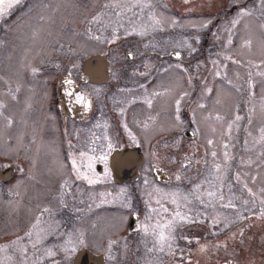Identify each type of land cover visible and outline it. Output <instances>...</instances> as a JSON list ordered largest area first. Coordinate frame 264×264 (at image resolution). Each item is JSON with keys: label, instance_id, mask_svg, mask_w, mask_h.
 <instances>
[{"label": "flooded vegetation", "instance_id": "obj_1", "mask_svg": "<svg viewBox=\"0 0 264 264\" xmlns=\"http://www.w3.org/2000/svg\"><path fill=\"white\" fill-rule=\"evenodd\" d=\"M41 1L53 2V0H19L18 4L0 15V78H2L0 100L7 105L3 110L4 115L10 116L14 121L11 127H7L6 121L0 118V243L3 245L16 236H23L35 222L40 209L47 206L52 208L53 215L44 214L40 225L33 230L32 239H36L35 233L40 229L46 232L55 229L56 232L47 235L43 243L38 246V252L31 249V244L26 240L30 257L33 259L36 256L45 257V249L51 248L59 253L49 258V261H53L51 263L59 258H67L71 254V264H73L76 253L87 248L95 254L103 253L107 264V255L113 250V247L111 249L108 247L109 241L115 239L119 243H125L131 238L132 243L133 239H142L139 237L142 234L136 229L144 220L146 211V200L141 196L145 193L143 191L145 175L150 173L152 181L146 185L148 188L146 194L152 192L155 199L158 195L154 192L155 189H161L163 193L169 188L173 191L177 190L175 187H170L171 183L167 184L171 180L169 171L171 168L164 163L186 164L185 158H193L194 149L199 147H203L204 152H211L201 138L206 133V129L205 125H202L201 108L198 105L206 106L209 102L216 104L215 93L218 90L221 92L226 90L230 78L235 76L233 79L237 81L244 77L243 68H234V64L225 59V56H231L238 60L236 52L248 50L237 46V36L231 33L232 30L251 31L244 33L245 37L242 36L244 40L249 36L254 38L252 54L262 58L256 38L260 35L259 24L264 22V16L260 14L259 0H221V3H224L222 6L218 7V4H214L213 10L201 12L214 17L206 29L197 32L196 29L186 31L182 26L181 28L167 26L165 31L150 33L143 38L137 35L123 36L119 44H100L95 51L77 53L74 57L73 51L76 48L70 43L58 49L53 47L54 44L44 46L41 40L34 44L21 42V35L27 34V28H30L32 38H39L33 28L34 19L31 18L39 15L37 10L39 7L36 4ZM195 1L190 0V3L185 5L181 0V6L186 9L181 12L190 13V7ZM103 2L104 0H97L99 8L92 6V11L83 15L84 31L88 28L94 31V26L97 24H88L87 20L93 13L95 14V10L96 13L102 10ZM241 8L252 10L253 15L245 17L232 27L231 21L237 17ZM66 15L68 24L66 28L69 29L72 28L69 11ZM183 20L181 18L182 22ZM195 35H199V42L192 40ZM229 35L233 41L231 45L227 44ZM217 36L219 39L216 38ZM223 36H226V42H222ZM185 38L192 41L197 49L196 52L189 54L186 48L177 46V41ZM234 47L242 49L234 50ZM213 49L217 50L216 53H213ZM173 51H180L181 58L177 59L171 55ZM130 52L132 56L128 55ZM100 55H104L108 61L107 74L100 66V61L89 60ZM213 61H218L222 66L227 65L226 72L216 78H212L211 74L217 70L221 72V68H218V64L214 65ZM252 61L255 62L256 59L252 58ZM57 64L60 65L59 68L56 67ZM176 64H181L183 67L178 69L175 67ZM33 67L40 69L35 75L31 72ZM69 79L72 81L71 84L66 82ZM205 85L212 89L211 94L205 92ZM17 86L20 91L16 93L17 99L12 100L6 93L9 87L15 90ZM68 92H72L73 95H67ZM154 92L163 95L153 96ZM185 92L188 95L181 101L180 121L177 122L175 100ZM77 95H86V102H77ZM262 95L264 92L260 91L257 85L256 102H253L257 113L253 125L258 122L260 126L261 123L258 99ZM146 99L152 100L151 106L145 102ZM248 100L249 98L243 108L240 104H236L235 112L233 110L230 112L228 109L225 113L220 112V115H225L226 119L231 120L234 119L235 114L247 118ZM122 110L123 114H121ZM146 123L147 128L144 127ZM238 123L239 131L236 132L235 126L233 128V135L236 138L242 133L247 135L246 128L248 131L250 129L247 119ZM98 124L99 127L96 126ZM124 124H127L128 131L135 140L125 131ZM194 132L196 135L193 134ZM105 136L108 140L104 139ZM226 139L221 138L220 141L225 143ZM69 141L75 146L74 149L69 147ZM92 141H95L94 145ZM108 142L112 144L111 150L107 148ZM92 146L97 148L95 153L89 151ZM132 147H137L138 154L135 157L123 150ZM175 147L179 149L178 152L174 150ZM79 151H85L89 156L96 157L91 162L90 174L98 176L101 182L90 186L83 181L72 183L70 180L72 195L64 196V201L68 204V208L64 209L59 203L60 183L63 179L69 178L71 171L69 153L78 154ZM114 151H118L121 157L114 156ZM173 153L175 158L171 157ZM102 155H106V161L99 159ZM82 163L87 170L88 160L85 159ZM234 168L233 166L230 175L235 173ZM106 173L110 179H105ZM180 173L182 174L183 170ZM116 175L122 176L123 179L117 180ZM195 176L198 177V174ZM128 187L133 195L131 197L120 195V189ZM236 187L240 189L239 186ZM100 193L112 195L106 197L108 202L101 203ZM239 194L241 193L238 192L236 195ZM118 195L120 198L114 199ZM129 197L132 203L131 209L122 206V202ZM90 204L91 208L88 207ZM165 206L170 210L174 208L167 201ZM74 208L82 211L75 212ZM95 217L102 227L105 223L109 225L107 234L98 236L94 230L84 228L83 219H95ZM246 222L235 224L244 226ZM199 226L201 224L186 225L178 229L177 244H181V236H189L192 233L200 238L202 234L199 232L203 230L199 231ZM232 229L233 225L229 231ZM87 231L92 233L91 239L95 237L97 242L85 239ZM80 233H83L84 243H80L75 251L64 252L62 244L67 245L69 234L73 244L80 239ZM40 234L43 236L45 233ZM209 236L212 237L211 244L218 242L217 238L223 237ZM226 238L224 236L220 241ZM148 241L152 247L150 237ZM228 243L225 251L211 247L215 255V264H225L226 260L231 264H237L235 259L240 256V249L250 247L251 239L247 235L243 237V244L239 241H228ZM176 248L173 250L175 256L163 257V259L167 258L166 262L169 257L181 258V246L177 245ZM153 252L157 257L165 254ZM14 254L12 250L8 252V255ZM2 256L5 257V253Z\"/></svg>", "mask_w": 264, "mask_h": 264}, {"label": "snow or ice", "instance_id": "obj_2", "mask_svg": "<svg viewBox=\"0 0 264 264\" xmlns=\"http://www.w3.org/2000/svg\"><path fill=\"white\" fill-rule=\"evenodd\" d=\"M19 0H0V15H3L7 12L8 9L14 7L15 4H18ZM183 3L185 5L190 3V0H183ZM158 0H106V2L102 5V10L100 12H97L96 14L92 15L89 20H87L88 24H99L102 20L103 16H106L108 13L104 10H110L114 16L117 18V26L112 29L111 38L107 39L108 43H115L116 40L120 39L119 35V29L125 28L123 20H127L128 25L130 26L129 29H125V36H131V35H137L140 37H145L149 35L150 33L154 32H163L165 31V25L167 24L169 27H176L178 24V21L175 18H168L165 17L162 13L157 12L158 7ZM166 7V5H165ZM259 8H260V14L261 16H264V0H259ZM131 13L129 16L128 14ZM253 15V11L248 8H241L238 12V15L236 18H234L231 21L232 27H235L237 24L241 22L245 17H251ZM209 24H211V20H208L206 22H202L198 28L195 25H190V27L196 28L197 32L202 29L208 28ZM260 29V35L258 38H256V42L258 43L259 49L262 54V58L260 60L259 64H253L252 61H248L249 64H251L253 67L260 68L262 65H264V22L259 24ZM87 31L91 33L92 29L88 28ZM230 31V30H229ZM91 39L101 41L102 37L100 35H92L90 36ZM219 39V36L216 37ZM192 40L195 42H199L200 37L199 35H195L192 37ZM231 35H229V38L227 40V44H232ZM254 45V38L249 36V38H246L243 41V44L241 45L242 48L248 49L250 52L253 50ZM177 46L181 48H186L189 52V54L194 53L197 51V49L193 46L192 41L185 38L180 41H177ZM62 48L63 45H60ZM129 56H132L133 54L130 52L128 53ZM171 55H174L177 59L181 58V52L180 51H173ZM226 60L231 61L232 63H239L237 60H233L231 56H225ZM218 61H213L214 65H217ZM199 66V65H198ZM57 68L60 67L59 64L56 65ZM171 67V66H170ZM176 68L181 69L183 66L181 64H176ZM224 68H227V65H223ZM184 71H187V69H183ZM40 69L33 67L31 69V72L33 75L38 73ZM167 71V69H165ZM69 75H71L69 73ZM140 75H145V73H140ZM257 75L264 77V71H260L257 73ZM215 76L219 77L221 76L220 71L215 72ZM249 80H248V115H247V124L252 125L253 121L256 117L257 109L255 103H253L256 93L254 91L255 89V83L252 80V73L249 72L248 74ZM2 79V78H0ZM67 83L71 84L72 81L69 79L66 81ZM190 82V81H189ZM228 83L231 85L232 81L228 80ZM140 87H144V85H140ZM240 87L236 88L237 92H240ZM20 91L19 86L13 90L11 87H9L7 95H10L12 100H16V93ZM205 92L208 94H211L212 89L208 88L205 85ZM67 95L71 96L73 95L72 92L66 93ZM153 96H159L163 95V93L154 92L152 94ZM188 93H183L179 96L178 99L175 100V111L176 116L175 120L177 122L180 121V108H181V101L183 100L184 96H187ZM77 102H86V95H77L76 96ZM261 105H260V115H261V123L258 128V137L253 138V144L254 145H262L264 146V95L260 97ZM149 106L152 105L151 99H146L145 101ZM219 103V101H217ZM90 107V105H87ZM200 108L205 107V105L200 104L198 105ZM7 107L5 102L3 100H0V118H3L4 121H6V126L11 127L14 123L13 119L10 116L4 115V109ZM28 107H31V105H28ZM27 111V108L25 109ZM123 114V110L121 112ZM215 119L217 121L224 120V117L217 114L215 116ZM245 120L244 116H241L239 114L234 115V119L228 122L227 128L225 131V135L228 137L229 141L232 138V132L233 128L235 126L236 130L239 131V123L240 121ZM99 127L100 125H96ZM104 127L106 128L107 125L105 124ZM145 128L148 127V124L146 123L144 125ZM125 131L128 132V135L135 140V137L132 136V133L128 131L127 124H124ZM198 131V130H197ZM213 132L216 131L215 128L212 129ZM247 131V128H246ZM196 135V132L193 133ZM247 135L249 137H252V132L247 131ZM96 139H100L99 137H96ZM105 140H108V137H104ZM248 140L244 141L245 145H248ZM92 144H95V141H92ZM178 144V142H177ZM207 144L209 146L214 144L213 139H208ZM166 147L168 145H165ZM234 147V145H231ZM69 147L75 148V146L72 144L71 141H69ZM224 151L222 154V161L218 162L217 157L218 153L216 151H211V161L208 159H204V172L201 174L202 179H199L196 183L192 184V188L188 193H181L179 190L172 193H163L161 189H155L154 192L157 195V197L154 199L153 193H148V200L145 201L146 211L144 220L141 221V223L138 225L136 231L138 233L142 234V242L145 243V246L147 248L148 252H158V253H165L167 255L175 256L176 253L173 251V245L177 240V230L184 228L186 225H197V224H203L204 223V217L206 216V210L208 208H223V209H229L237 212V220L232 221L230 223H224L220 219L213 218L212 224L214 227H218L221 230L224 228L231 227V224L240 222L241 224L244 221H252L260 220L264 221V187H261L259 191H254L252 187L249 186L248 180L243 178L241 176V173L239 171L235 172L231 176H229V172L231 170V161L235 158L229 154V147L230 143L225 142L222 145ZM102 148V146H101ZM107 148L111 150L112 144L111 142H108ZM90 152L95 153L97 151V148L95 146H92L89 148ZM209 155L208 153L205 154V156ZM264 150L260 151L257 159L260 160L262 164H264ZM68 159L71 164V171L69 174L68 179H63L60 183V196H59V203L61 208L67 209L68 204L64 201L65 195H72L70 189L71 185L69 181L71 180L72 183H75L76 181H83L86 182L88 185H95L97 183H100L101 180L98 176L90 174L92 170V161L96 159L95 156H89L87 152L85 151H79L78 154L75 152H70ZM85 159L88 160V164L86 166L87 170H85V166L82 163ZM101 160L106 161V155H102L99 157ZM187 160L186 164L181 165V169H189L193 163L200 164L201 160H193V158L186 157ZM248 163L251 165L253 161L248 160L245 162L243 159H241V164ZM247 176V174H245ZM185 177L178 172L175 176V179L177 182H180ZM105 179H110V176L106 173ZM252 184H255L256 177L253 176L250 178ZM234 181L235 183H232ZM191 182V181H190ZM148 184V181L145 180V185ZM236 185L240 186L241 192H246L248 197L251 199H242L241 203L244 205L245 210L248 214L241 213L238 208L237 200H240V197L236 196V192L233 190ZM227 187L229 190V194L226 195L224 188ZM126 193V189L121 188L120 189V195H123ZM111 193H100V196L102 197L101 203L108 202L106 200L107 196H111ZM120 195L114 197V199H119ZM257 200H259L260 207L257 210L255 205ZM165 201L167 203H170L174 206L171 210L165 206ZM83 203V201H80ZM153 203L155 206H153ZM122 206L128 209L132 208L131 198L129 197L125 201L122 202ZM89 208L92 207L90 204L88 206ZM99 207V205H97ZM73 211L80 212L82 209L74 208ZM47 213L50 216L53 215V210L51 207H43L40 209V214L35 217V222L31 225V228L24 233L23 236H16L15 239L11 240L8 243H5L3 245H0V253H5V257L3 260H0V264H6V261L13 260L12 255H8L9 250L11 249L13 253L19 254V261L18 264H29L31 261V264H37V261H39V264H43V259L46 258H52L56 255V252L53 251L51 248L45 249V257L36 256L35 259L29 256V247L26 243L29 242L31 244V249L39 251V245L43 243V241L47 238V235L49 234H55L56 230L52 229L51 232H46L44 229H40V231L36 232V239L33 240L32 237L34 235L35 229H37V226L41 223V218L44 216V214ZM58 226V222H57ZM222 226V227H221ZM41 232H44L45 234L41 236ZM80 240L79 242L81 244L84 243L83 240V233H80ZM212 235L218 236L219 232H213ZM151 238L152 240V247H147V241L148 238ZM240 238L239 242L240 244H243V237H244V227L241 226L237 229V231H234L229 235L224 241H218L213 244H211V247L219 249L227 250L228 248V241H236L237 238ZM181 239L187 240L189 243L192 242L191 238L188 236H181ZM199 243V241L197 240ZM67 244H71V234H69V240L66 242ZM116 241L112 240L109 241V249H111L112 245L115 244ZM209 244H200L199 251L204 252L208 249ZM62 250L64 252L68 251H75V248L69 249L68 247H62ZM233 254L235 255V249L233 248ZM183 259V257H181ZM225 264H231L230 261H225ZM251 264V262H249Z\"/></svg>", "mask_w": 264, "mask_h": 264}, {"label": "rangeland", "instance_id": "obj_3", "mask_svg": "<svg viewBox=\"0 0 264 264\" xmlns=\"http://www.w3.org/2000/svg\"><path fill=\"white\" fill-rule=\"evenodd\" d=\"M70 1V2H69ZM41 3L36 4L39 8L37 9L39 11V15L36 17H32L31 19H34L33 28L34 31L37 32L38 37L37 39H34L30 36V28H27V34L21 35V42L25 43H38L41 40V43L46 45L54 44L53 47L58 48L60 45H63L64 47L67 45V43L75 45V51H73L74 57H76L77 53L83 54L87 51L93 52L97 49V47L101 44L109 45V44H119L122 37L125 36V28L130 27L127 23V20H123L122 22L125 25V28L119 29V35L120 39L116 40L115 43H108L107 39L111 38L112 29L117 26V18L114 16V14L110 10H104L107 11V15L102 17V20L99 24L94 26V31H91V33H88L87 31L83 30V15L86 12L92 11V6L97 7L98 3L97 0H53L51 3ZM106 2L104 0L103 4ZM194 4L190 7L191 12L188 14H185L181 12V10L185 9L181 6V0H158V7L157 12L162 13L165 17L168 18H175L178 21V24L176 27H184V30L186 31H194L196 28L190 27V25L198 26L202 22H206L208 20L213 21L214 17H209V15H204L201 12L204 10L211 11L213 10V5L218 4L217 6L220 7L224 3H221V0H196L193 2ZM41 5V8H40ZM166 5V7H165ZM216 7V8H218ZM245 7H248V5H245ZM99 8V6L97 7ZM186 10V9H185ZM69 11L71 15L72 25H70L72 28L67 29V15L66 12ZM100 12V11H99ZM96 14V10H95ZM94 15V13H93ZM129 16L131 13L128 14ZM36 18V19H35ZM181 18H183L184 22L181 21ZM85 21V20H84ZM168 25L166 24L165 27ZM251 31L244 30H232L231 33L235 34L237 36V46H241L243 44L245 35L244 33H250ZM92 35H100L102 37L101 41H97L94 39H91L90 36ZM190 35V34H189ZM243 35V36H242ZM245 37V36H244ZM227 38L226 36H223L222 42H226ZM129 41V39H128ZM85 44V45H84ZM43 46V48H44ZM85 46V47H84ZM52 47V48H53ZM236 49H242L234 47V50ZM244 50V49H243ZM213 53H216V49L212 50ZM239 63H233L234 68H243L244 70V77L239 78L237 81L233 78H230L232 84L226 85L227 89L221 91H217L215 93V96L217 97V101L219 103L212 104L209 102L208 105L201 108V122L202 125H205L206 133L203 134L204 136H201L202 140L206 143L207 148L210 151H216L218 153L217 161H222V154H223V143L221 138H228L224 133L227 128V124L231 119H226L225 115H221L224 117V120L217 121L215 119V116L217 114L220 115V112L225 113L228 109H230V112H235V106L236 104H240L241 107H244L245 101L249 98L248 96V80H249V72L252 73V80L255 83V93L257 97V85L260 88V91L264 92V77H261L257 75L258 72L264 71V65H262L260 68L253 67L251 64L248 63V61H252V58H255L256 61L253 62V64H259L261 59L258 55H253L252 51L244 50L243 52H236ZM233 60H236L233 58ZM222 64L218 63V68H221V73L226 72V68H222ZM239 74V73H238ZM213 77L216 78L215 72L211 74ZM210 75V76H211ZM211 78V79H212ZM226 79V78H224ZM240 87V92L236 91V88ZM255 97V98H256ZM253 102H256V99H254ZM213 105H216L213 107ZM258 105H261L260 98L258 99ZM246 121V117L245 120ZM254 122V121H253ZM215 128L216 131L213 132L212 129ZM249 131L252 132V137H249L248 135H245L242 133L238 138H236L232 132V138L229 141V139H226L228 143H230V147L228 149L229 154L233 156L235 159L231 161V170L234 166L235 172L239 171L241 173V176L248 180L249 186L253 188L254 191H259L261 187H264V164L260 162V160L257 159L260 151L264 150V146L262 145H254L253 144V138H257L258 133V122H255L254 125H249ZM242 131V130H241ZM240 131V132H241ZM248 131V130H247ZM237 132V130H236ZM245 132V131H244ZM247 134V133H246ZM236 135V134H235ZM208 139H213L214 144L209 146L207 144ZM248 140V145L244 144L245 140ZM231 145H234L231 146ZM238 145V146H237ZM203 147H199L198 149L195 148L194 152L192 154L193 160L196 157V160H201L200 164L193 163L192 166L189 169H181V165L179 162L167 164L164 163V165H168L171 169V180L167 184H170V187H175L177 190H171L170 188L166 193H172L176 191H180L181 193H188L191 188L192 184L196 183L199 179H202V173L204 172V159H208L211 161L210 152H204ZM174 150L178 152V148L175 147ZM208 153L209 155L205 156V154ZM172 158H175V154L171 155ZM241 159H243L245 162L248 160L253 161L251 165L248 163L241 164ZM264 159V158H261ZM150 165V164H149ZM161 165V164H160ZM173 166V167H171ZM181 170H183L182 175L185 177L180 182H177L175 179L176 174ZM230 170V172H231ZM229 172V176L230 175ZM195 174H198V177L195 176ZM247 174V176H245ZM151 174L148 173L145 175V180L148 182H152L150 178ZM255 176L256 182L255 184H252L251 177ZM191 181V182H190ZM186 183V184H185ZM234 183V182H232ZM169 187V185H167ZM239 186V185H236ZM240 187V186H239ZM126 189V193L123 195H133L131 192V189ZM147 186L145 185V181L143 182V192L142 198L144 200H148V194L147 193ZM236 194L239 192L237 197H240V200H237L238 208L241 213L247 214L244 205L241 203L242 199H251L248 197L246 192H241L237 190V187L233 189ZM225 194H229V190L227 187L224 188ZM243 194H245L243 196ZM256 209L258 210L260 207L259 200H257ZM244 208V209H243ZM243 209V210H242ZM213 218L220 219L224 223H230L232 221L237 220V212L229 209H223V208H208L206 210V216L204 217V223L201 224V226L198 227L199 231L203 230L202 232H199L202 234L200 238L197 236L195 237V234L192 233L188 237L191 238L192 242L189 243L187 240L183 241L181 239V244L179 241L176 240V242L173 245V250L177 249L176 246H181V258H173L169 257L168 261L166 262V259H163L164 256H167V254H164L162 257H157V254L152 252H148L147 248L145 246V243L142 242V239L135 240L133 239L131 243V238L128 240V242L125 243H119L116 241L115 244L112 245V252L107 255V264H215V255L212 252L211 249V243L210 240L212 237L213 232L218 231V236H226L228 237L231 235L232 232L237 231V229L243 225L239 224L236 225L235 223L231 224L233 225V229L229 231V228H224L221 230L218 227H214L212 224ZM96 219V217H95ZM92 218H85L82 221V224L86 230H94L96 235H103L107 234L109 230V225L105 223V226L102 227L99 220H95ZM108 220H106L107 222ZM244 225V236H249L251 239L250 247L246 246L242 249H240V256L239 258L235 259L237 264H264V221L255 220L247 221ZM222 227V226H221ZM198 232V231H197ZM91 232L86 233L85 239L97 242L95 237L93 240L91 239ZM187 236V235H186ZM140 238L142 236H139ZM210 237V238H209ZM223 237L217 238L216 240L220 241ZM80 239L77 240V242H74L73 244H62V247H68L76 248L80 244ZM199 241V243L197 242ZM240 240V238H237V242ZM11 241V240H10ZM9 241V242H10ZM115 241V239H114ZM137 241V242H135ZM231 241V240H229ZM256 241V242H255ZM200 244H209V247L206 251L201 252L199 251ZM229 244V243H228ZM1 245V243H0ZM151 243L147 241V247H150ZM102 247V246H101ZM96 248V247H94ZM11 250V249H10ZM9 250V251H10ZM56 251H59L58 248H55ZM225 251V250H223ZM72 252V251H68ZM16 254V255H15ZM13 255V260L6 261V264H18L19 261V254L15 253ZM3 253H0V260L4 259V256H2ZM56 255H59L58 252H56ZM180 255V253H179ZM72 255H68L67 258H59L56 262L51 263L53 261H49V258L43 259V264H71ZM55 261V260H54ZM31 264V261L29 262ZM37 264H39V261H37Z\"/></svg>", "mask_w": 264, "mask_h": 264}, {"label": "water", "instance_id": "obj_4", "mask_svg": "<svg viewBox=\"0 0 264 264\" xmlns=\"http://www.w3.org/2000/svg\"><path fill=\"white\" fill-rule=\"evenodd\" d=\"M89 60L90 61H93V60L100 61V63H99L100 66L102 67L104 73L107 74L108 61H107V59H106V57L104 55H100L98 57H91ZM123 150H125L128 154H133L134 157L137 156V154H138L137 153V147L125 148ZM113 154H114V156H117V155L120 156L118 151H114ZM121 163H124V162H121ZM115 178L117 180H122L123 179L122 176L119 177L117 175L115 176ZM73 264H105L104 254L103 253L95 254L92 251H90L89 249L83 248L80 251H78L76 253V255L74 256Z\"/></svg>", "mask_w": 264, "mask_h": 264}]
</instances>
